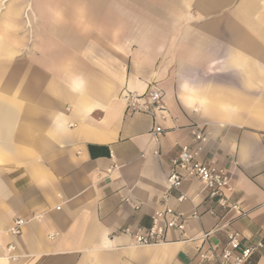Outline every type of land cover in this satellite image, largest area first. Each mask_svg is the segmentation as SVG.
<instances>
[{
    "label": "crops",
    "instance_id": "obj_1",
    "mask_svg": "<svg viewBox=\"0 0 264 264\" xmlns=\"http://www.w3.org/2000/svg\"><path fill=\"white\" fill-rule=\"evenodd\" d=\"M149 87L165 119L125 112ZM192 125L241 214L167 188ZM165 207L164 242L124 233ZM234 230L264 245V0H0V264H201Z\"/></svg>",
    "mask_w": 264,
    "mask_h": 264
},
{
    "label": "built area",
    "instance_id": "obj_2",
    "mask_svg": "<svg viewBox=\"0 0 264 264\" xmlns=\"http://www.w3.org/2000/svg\"><path fill=\"white\" fill-rule=\"evenodd\" d=\"M121 98L127 114H147L154 121L165 119L167 116L163 95L153 87H149L140 94L122 92ZM189 128L195 145H180L176 155L169 160V169L165 178L167 188L177 189L185 178H195L200 183L202 190L206 192L207 199L223 209H232L241 214L239 206L230 202L227 196V192L231 189L230 174L212 161L207 163L202 161L200 154L203 149L202 143L206 139L205 134L198 125H192ZM163 131L164 129L155 123L151 134L156 138ZM183 198L184 196L180 194L177 200L182 201ZM193 215L198 216V213L194 212ZM23 223V219H15L9 228V232L12 235H18ZM167 228H183L180 214L170 207L155 211L151 216L150 226L145 230L138 229L132 232L129 228H125L124 233L131 235L138 245H151L164 242L163 235ZM240 243L241 234L236 230L229 232L226 243L218 255L208 257L205 253L199 254V258L202 260L201 264H244L253 252L260 251L264 254V245L261 242L246 245L239 249ZM13 249V245L6 248L8 252ZM8 257L13 259V256Z\"/></svg>",
    "mask_w": 264,
    "mask_h": 264
}]
</instances>
